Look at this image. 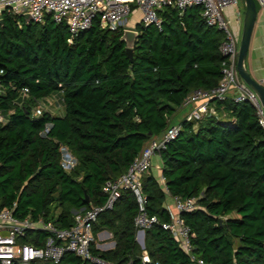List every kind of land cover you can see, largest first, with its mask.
<instances>
[{
	"label": "trees",
	"instance_id": "16d2710c",
	"mask_svg": "<svg viewBox=\"0 0 264 264\" xmlns=\"http://www.w3.org/2000/svg\"><path fill=\"white\" fill-rule=\"evenodd\" d=\"M201 9L200 4L182 11L159 8L161 28L135 22L129 54L123 27H102L98 15L69 42L66 23L49 13L34 21L5 8L0 14V207L68 227L74 210L103 204V183L172 123L187 93L217 84L224 35L206 23ZM51 94L61 97L62 111L34 114L37 100ZM211 103L216 114L180 119L178 134L160 151L167 191L150 167L142 174L148 212L159 219L144 230L150 260L141 257L133 222L136 200L128 188L93 222L95 237L107 229L114 246L100 249L93 242V253L109 264H192L161 222L169 219V195L195 196L196 207L181 216L205 264H264V131L251 101L227 97ZM222 109L224 117L218 114ZM61 146L77 158L72 169L61 164ZM34 231L24 240L41 244L47 232ZM35 264L98 263L66 250L58 261Z\"/></svg>",
	"mask_w": 264,
	"mask_h": 264
},
{
	"label": "built area",
	"instance_id": "2783aa9c",
	"mask_svg": "<svg viewBox=\"0 0 264 264\" xmlns=\"http://www.w3.org/2000/svg\"><path fill=\"white\" fill-rule=\"evenodd\" d=\"M264 10V0H255ZM131 3L141 10L140 20L143 23H154L161 28V20L157 10L164 6H174L179 11L187 6L202 5L201 14L209 25H215L223 32V40L219 46L225 56L221 65V76L216 85L209 88H194L187 93L180 107H188L183 115L185 120H198L206 114L216 113L211 101L231 97L233 101L249 100L256 107L258 123L264 131V109L256 92L241 78L236 68L239 38L231 27L230 18L225 13L226 7H232L235 14H239V0H0V14L7 8L16 13H27L29 19L42 21L49 13L56 22H65L71 36L90 26L93 17L99 16L100 25L109 29L124 26L126 16L132 11ZM1 90V85H0ZM24 87L22 93L25 94ZM63 108L61 97L55 94L47 95L37 100L33 113L42 110L61 112ZM4 120L0 114V121ZM50 123L45 127L48 129ZM181 128L180 122L169 124L160 134L152 136L141 150L132 158L126 169L116 178L107 179L102 186L107 193L103 204H91L86 208L73 211V221L68 227H59L51 220L42 217L32 218L29 215L17 216L12 207H0V264H35L39 261H58L66 250L73 251L84 260L98 264H109L99 254L93 253L91 244L95 242L93 222L98 213L111 207L121 190L128 188L136 200V213L133 217L137 228L136 239L143 248L142 260L149 261L144 249V230L159 222L156 214L148 212L147 197L142 188V174L151 166L153 155H159L171 139ZM61 164L65 169H72L77 158L66 146H61ZM160 182L165 191L167 188L164 177L160 174ZM196 197H180L172 195V204H166L169 219L162 221L163 228L170 231L174 239L189 255L192 264H205L204 259L195 252L191 241L194 232L187 224L181 212L196 207ZM41 229L47 232L41 244L35 245L24 240L27 232ZM96 246V245H95ZM97 247V246H96ZM152 264H161L154 262Z\"/></svg>",
	"mask_w": 264,
	"mask_h": 264
},
{
	"label": "crops",
	"instance_id": "0c3cea01",
	"mask_svg": "<svg viewBox=\"0 0 264 264\" xmlns=\"http://www.w3.org/2000/svg\"><path fill=\"white\" fill-rule=\"evenodd\" d=\"M225 13L230 18L233 32L235 33V35L238 38H240L241 29H242V19H243L242 11L240 10L239 14H235L232 7H226ZM125 23H126V20H125ZM125 23H124V25H125ZM129 27L134 28V25L129 26ZM244 64H245L246 69L251 74V76L264 84V10H262L260 8V6H258V9H257V16H256L255 23L253 25L250 43H249L248 51H247V54H246V57L244 60ZM212 105H214V103H212ZM180 108L177 111H179V110L184 111V108H182V109H180ZM214 108H215V105H214ZM215 110H216V108H215ZM216 113H217V110H216ZM218 114H220L221 117H224L227 115L226 111L224 109L220 110V113H218ZM150 172L154 173V171L152 169V163L150 166ZM154 174L157 177L159 176V179H160V174H161L160 156H159V166L157 167V172ZM167 198L170 199L169 205H171L172 204V196L169 195ZM166 203H168V202H166ZM107 234H111V232L107 229H102V230H99L97 232V235L95 237V245L98 248H100V245H99L100 241L102 242V235H107ZM106 243H107V241H105V243L103 242V244H105L106 247L102 248V249H108V248L113 247L115 244V241L113 240V242H112L113 245L109 246V247H107Z\"/></svg>",
	"mask_w": 264,
	"mask_h": 264
},
{
	"label": "water",
	"instance_id": "95a60500",
	"mask_svg": "<svg viewBox=\"0 0 264 264\" xmlns=\"http://www.w3.org/2000/svg\"><path fill=\"white\" fill-rule=\"evenodd\" d=\"M243 3H244V14L242 19V29L238 44L236 68L239 75L244 80V82L256 92L260 100V103L264 109V84L261 83L259 80L255 79L254 77H252L244 64V60L250 43L253 25L255 23L257 16V6L255 0H243ZM24 16L29 19L27 13H25ZM136 35H137V31L135 28L126 27L123 29L122 38L126 42V51L129 54L132 50V46L134 44ZM85 199L87 200V197H85Z\"/></svg>",
	"mask_w": 264,
	"mask_h": 264
},
{
	"label": "rangeland",
	"instance_id": "374dc122",
	"mask_svg": "<svg viewBox=\"0 0 264 264\" xmlns=\"http://www.w3.org/2000/svg\"><path fill=\"white\" fill-rule=\"evenodd\" d=\"M239 6H240V9L242 11V16H243V14H244V3H243V0H239ZM140 14H141V10L139 8H137V7L133 8L132 11L126 16V23H125L124 26L127 27V28L129 26H133L136 21L140 20ZM129 28H131V27H129ZM182 108H184V111L183 110H179L171 117L172 123L173 122H178L180 119L183 118V115L186 112L188 107H181L180 109H182ZM54 112H57V111H54ZM151 163H152V169H153L154 173H156L157 172V167L159 166V156L158 155H153L152 158H151ZM166 202H168L166 204H170L169 203L170 199L167 198ZM105 241H107V243H106L107 247L113 245V243H112L113 239L111 237V234L102 235V242L100 241V244H99L100 245V249L106 247V245L103 244V242L105 243Z\"/></svg>",
	"mask_w": 264,
	"mask_h": 264
}]
</instances>
